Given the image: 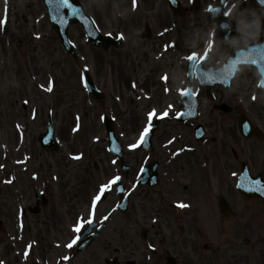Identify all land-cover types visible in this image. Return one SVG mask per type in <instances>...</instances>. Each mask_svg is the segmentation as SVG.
<instances>
[{"label":"rangeland","instance_id":"obj_1","mask_svg":"<svg viewBox=\"0 0 264 264\" xmlns=\"http://www.w3.org/2000/svg\"><path fill=\"white\" fill-rule=\"evenodd\" d=\"M80 1L89 14H92L94 7L105 11L110 2L112 3V0H99L96 3L91 0ZM202 1L206 4L212 2V0ZM25 2L31 3L25 6L26 10H29L34 16L37 15L35 24L37 25L36 30H38L42 22L41 16L45 15L40 0H17L18 10L22 11L21 7ZM243 2L244 0L234 2L236 7L240 6L235 9L236 11L240 8L235 14L240 16L248 14L247 7L250 1L246 0L247 4L241 8ZM111 5L113 7L114 4ZM161 5L163 3L157 0L156 8L162 10ZM113 11L116 12L114 7ZM3 12L4 6H1L0 15ZM21 14H26L29 20L30 17L23 11L18 14L22 33H24L25 30L30 31V29L21 21ZM109 16L108 13L105 18H109ZM110 17L113 20L108 19L107 21L117 23L112 16ZM30 26H32L31 20ZM22 36L19 33L15 38L20 41ZM81 36V31L72 27L70 37L77 44L79 64L76 60L65 57V55L61 59L63 63L60 64L61 55H51L46 46H37V42L33 43V46L36 45L34 48L23 47L21 50L15 49L12 52L14 66L17 67L23 78L9 82L13 88L11 94L7 92L6 86L3 87V93H0V250L4 253V255L0 253V259L3 264H29L34 261H38L40 264H60L61 261V264H106V260L116 257L120 264H127L128 261H134L136 264H165V259L169 255L175 258L177 264H264V205L257 201L242 200L235 190V176L226 177L220 168L223 159L222 150L227 153V147L230 144L229 136L234 130L231 117H218L211 125V137L216 141H209L201 149V155L208 158L207 166L203 164L201 157L181 154L176 160L177 169L175 172L162 179L158 187L143 188L141 195L138 190L134 192L130 200L133 207L130 213L139 221L136 222L130 217V214L128 215V221L132 220L131 231H128L127 226L125 228L122 223L119 224L121 215L118 213L105 219L108 217L105 211L116 200L115 196L109 197L96 209L95 220L96 222L106 220L105 229L83 253L74 259L63 261V257L70 256L71 253L67 243L76 235V231L73 230V232L68 226H74L77 222L84 224L86 221L82 214H86L87 206L84 203L88 200V191H94L96 180L98 183L105 182L116 174L113 171L115 167L109 165V160L112 157L106 152V139L100 116L99 119L97 116L101 115L102 110L98 107L92 110L83 107L84 100L88 105H92L90 98L86 97L80 81L83 68L91 70L92 50ZM111 55L113 62H116L114 53ZM24 64L30 71V79H26ZM52 66H62V70H57L59 67L54 69ZM132 68H136V66L123 69H127L126 72L134 76ZM136 70L140 72L142 68H136ZM117 77L115 76V82ZM50 80L55 81V88H52L51 91L48 90V81ZM236 82V91H238L239 97L235 100L229 95V97L225 96V99L231 101L237 109L242 110L243 108L245 112H253L254 116L263 115L264 119V95L258 94L255 88L249 92L246 87L240 85L239 79ZM245 84L248 83L245 82ZM121 85L123 86L122 80ZM114 93L118 94L117 90H114V87L112 90L110 88V95L113 96ZM250 94L256 97L255 101L249 99ZM122 95L126 104L129 99L125 96L126 92L123 87ZM25 99L28 110L23 114L21 104ZM165 99L171 101L172 97L167 96ZM120 105L118 101L119 108ZM36 110L37 116L33 118V112ZM50 111L53 114L56 127L55 137L60 143V147L65 146L62 143L63 138H69V144H73L74 148L77 146L80 152L85 151L91 161L88 164H84L83 161L79 162V168L74 170L77 179L76 182L73 181L76 184V187H72L75 190L73 202L78 206L71 207L67 211L65 198H62V206L55 212H50L49 205L46 208L40 207L37 214L31 215L28 208L35 206V192L32 185L35 186L38 194L39 191H43L44 182L39 177L33 183L23 172V169L28 166L26 161L27 145L30 143V152L40 150L37 137L44 131L46 115ZM205 116L207 117L206 112ZM81 117V129L78 132V127L74 132L72 119L78 120ZM64 121H70V125L63 131ZM230 124L231 131L228 128ZM132 128L123 132L118 128L117 136L125 147L132 144L137 138L138 132L132 133ZM222 131L227 141L220 143L218 138ZM168 133L171 135L173 132ZM156 143L157 141H155ZM244 145L247 148L250 143ZM210 146L211 148H209ZM45 154H47L46 158L54 159L49 161L50 168L62 170L65 167V161L58 154L54 155L51 152ZM14 159L20 160L16 161V167L19 166L18 164H21V167L16 168L15 171H9V167L15 163ZM146 159L147 157L144 162ZM41 161L42 157L37 154L35 159L31 160L34 162L33 169L41 173L46 170L45 177L49 179L48 169L44 168L42 171L39 169ZM211 163L212 166L215 164L216 168H210ZM94 164L98 168L97 171L94 170ZM181 167L184 169L181 170ZM189 167H191L190 173L188 172ZM136 168L137 165H134V172ZM211 169L215 171L214 178H211L212 174L210 176L206 174ZM254 169L257 170V167ZM237 170L238 167L235 165L231 172L234 171L233 174H237L235 173ZM134 178L126 179L127 185L131 184ZM205 179L208 181L206 182ZM3 182L13 184L10 187H1ZM60 182L65 183L63 178ZM65 187H67V183ZM65 187L62 190L64 195L73 190ZM226 191L228 194H225ZM219 192L230 200L233 207L234 213L227 219L220 218L217 214L215 202ZM47 193L52 200L58 199L59 193L56 190L54 192L49 190ZM141 200L144 208L142 211L139 205ZM176 202L186 204L195 213V218L190 222V225L180 221V219L185 220L184 217L179 218L173 210ZM21 208H25V212L27 211L22 219L18 216ZM134 211L136 212L133 213ZM182 211L178 213L185 214ZM163 216L167 219H164ZM63 224L67 228H64ZM141 228L147 232V239L144 242L140 236ZM121 230L124 232L125 242L119 245L116 233ZM244 240H247L248 243H244ZM204 244L208 245L206 250L203 249ZM27 246H30L28 260L22 255ZM143 253L144 257L141 256Z\"/></svg>","mask_w":264,"mask_h":264},{"label":"flooded vegetation","instance_id":"obj_2","mask_svg":"<svg viewBox=\"0 0 264 264\" xmlns=\"http://www.w3.org/2000/svg\"><path fill=\"white\" fill-rule=\"evenodd\" d=\"M113 1L116 9L125 13V16L122 20L120 19L119 22H117V25H112L111 22V30L109 32H104V34L108 33L114 38H121L122 47L120 49H110L106 52L97 51L99 49L93 46H91V49L93 51L92 60L94 64L93 76L98 83L104 89H107L108 81H111V77L113 82H115V76H118L115 83L117 84L120 98L123 99L121 80L123 81L125 92H130L134 96L133 98L132 96L127 95L129 97L130 106L127 109L124 105L122 109L124 112L123 114L119 112L113 102L109 105L110 112L114 118H116V116L120 118L119 127H121L122 131H128L133 126L139 124V122H142L143 111L141 109L143 108V103L150 99L151 95L158 99L165 97L160 88L161 84L157 80V77L162 74V70H166V74L169 76V79L166 80L168 86V88H166L167 96L172 97L173 100L177 99L179 101L181 95L180 90L186 91L190 88L198 94L200 98L199 100H201L198 120L196 119L197 121L190 120L185 122L187 146H200L204 141L208 142L212 140V142H215L216 140L212 139L208 132L212 123L215 122V119L211 117L206 119L204 113L208 112V114H213L215 112V104L228 101V99H225V96L229 97V93L222 91L220 88H215L209 95L206 88L199 89L198 81L196 80L194 73L192 71L188 73L186 66L187 62L184 60V55L190 52L191 49L199 50L208 48L210 44L208 40L202 39H198L195 43L193 35H190V30L187 27L185 20L182 19L190 14L196 15L198 12H202L199 1L196 6L192 5L191 9L184 4L186 6L185 13L182 16L177 17L171 14L167 7L162 10L156 9L157 0ZM191 1L188 3L192 4ZM108 13V7L105 11H101V9H96L94 7L93 17L98 27L99 25L106 27V24H103L101 18L103 17L104 20H107L108 17L105 18V16H107ZM235 20L241 33V44L245 45L261 42L264 37V7L256 8V6H254L250 10L249 15L242 16L241 20ZM146 27H148V30H145ZM245 36H247V38ZM211 45V50L209 51L207 58L204 60V65L217 66L223 63L224 56L227 55L228 52L224 51L223 48L221 49L217 42H211ZM109 52L116 53V63L107 60L103 55L108 54ZM122 60L124 61L123 63ZM133 65L136 66L137 69L142 68V71L140 72H137L136 68H132L134 76L132 74L130 75V73H127L123 69ZM162 66L167 67V69L161 68ZM251 70L252 69L246 66L240 67L235 80L247 77L248 75L247 79L249 81V86L252 88L254 83L257 82V77L251 72ZM22 78V75L16 70V66H0V92H3L2 87L4 86L7 87L8 93L12 92V84L9 82H12V80L15 82L16 79L21 80ZM230 94L232 98L236 97L235 94L233 96V93ZM162 105L163 101L161 102V106ZM101 107L105 108V103L102 104ZM233 112H235V108L232 105L229 114L233 115ZM236 113H238V111ZM129 115L130 118L128 119ZM254 117L260 126L264 125L263 115ZM231 118L233 119L232 126L234 129V124H237L236 117L231 116ZM198 125L203 126L206 131L201 142L196 141L194 138V128ZM228 128L229 131H231V124ZM239 137L233 130L231 136H229L231 143L227 147V153L222 150L223 159L221 160L220 168H222L224 173L226 172V174H229L230 170H232L235 165H239L245 161L249 166L257 167L258 170L256 171V174H260L264 177V137L262 142H259L254 138L246 140V142L250 141V146L247 148L241 146L240 142L243 140L241 136ZM218 140L220 143L227 141L226 136L223 135V131L222 136H220ZM165 149L163 147H157L152 154L157 155L158 157V170L161 168L164 173L168 174V172H170V174H172V163L169 160H166V156L164 155L167 151ZM72 157L74 158V150L72 151ZM61 158L65 160V167L62 170L57 168L55 172L58 175L59 182H49L46 190L50 189L53 185H56L61 192V197L57 196L58 200L62 201V198H65V206L68 211L71 207L76 206L73 202L75 199V190L72 187H76V184L73 181L75 180L76 182L77 175L74 174L75 160L66 157L64 154H61ZM143 158L144 153H139L136 154L133 160L138 166L142 163ZM241 158L244 161H242ZM46 165L49 168L51 167L49 164ZM130 172L131 170L127 177L133 176V174L130 175ZM133 172L134 169L132 170V173ZM28 173L30 175L29 170ZM60 174H62V176H60ZM61 178L64 179V184L60 182ZM66 183L67 187H65ZM64 187L73 190L71 192H66L64 195L62 193ZM225 193H228V191ZM56 209L57 205L52 202V210L56 211ZM189 211L185 212V220H181L187 225H190V221L193 220L194 215L193 213L189 214ZM117 264H119V262H117Z\"/></svg>","mask_w":264,"mask_h":264},{"label":"water","instance_id":"obj_3","mask_svg":"<svg viewBox=\"0 0 264 264\" xmlns=\"http://www.w3.org/2000/svg\"><path fill=\"white\" fill-rule=\"evenodd\" d=\"M46 7L50 11L52 24L56 26L55 30L60 35L65 45V48L69 52V54L73 55V48L67 43V39H66V27L70 23H76L81 25L89 41L95 43L98 46L105 45L106 47L107 44L105 43L104 40H100L101 38L99 37V35H97L93 23L83 13L82 9L80 8V6L76 1L69 0L68 4L62 3V5L47 3ZM56 7L59 8L56 9ZM52 135H53V129L52 126L50 125L47 133L42 135L39 139L43 147L54 146ZM238 189L242 196L251 199H258L262 203H264V181L260 179H249L243 176L240 178Z\"/></svg>","mask_w":264,"mask_h":264},{"label":"snow or ice","instance_id":"obj_4","mask_svg":"<svg viewBox=\"0 0 264 264\" xmlns=\"http://www.w3.org/2000/svg\"><path fill=\"white\" fill-rule=\"evenodd\" d=\"M62 3L64 4H68L69 3V0H61ZM259 2L261 4H264V0H259ZM6 11H7V8H6ZM209 11L210 12H218L219 9H215V8H212L211 6L209 7ZM225 15H230V12H225ZM5 21H0V23H3ZM227 27V25L225 26ZM233 45L235 47H237L239 49V46L236 45V42H232ZM209 49H211L212 45L209 44ZM259 51V55H257L256 57L254 58H244V49H239L236 54H235V58H230V61H229V64H230V68H229V72H228V75L229 77L231 76H234L235 75V72L237 70V66L239 64H249V65H257L261 71V74H262V77H264V50H258ZM207 55L208 53L206 52L205 55L203 57H200V59H206L207 58ZM197 56L198 54L193 52L190 56L187 57L188 60H195L197 59ZM167 77H165L166 79ZM261 87H264V79H262L261 81ZM49 91H51L52 89L49 88L48 89ZM256 97H253V99H255ZM155 114V110H153V112H150L148 115H149V120H151V117ZM164 115H167V113L165 112ZM17 127H19V125H17ZM150 127H151V124H149L147 127H145L141 133V136H140V140L141 142H143V140L147 137V135L149 134V131H150ZM131 148H135L136 145H130ZM76 159H79L80 157L79 156H76L75 157ZM120 177L119 176H116L113 178V180H111L108 184H105V185H102L101 188H100V191L101 193H103L105 190L107 189H110L111 185L112 184H115L117 183L118 181H120ZM10 182V181H9ZM100 196H96L93 200V206H95V202L97 200H100ZM181 207H185L186 205L184 204H181L180 205ZM108 217H105V219H107ZM77 232L80 231L79 228L76 229ZM75 243V240H73L71 243L68 244V247L71 248L72 247V244ZM65 259H67V257H65ZM0 264H3V262H0Z\"/></svg>","mask_w":264,"mask_h":264}]
</instances>
